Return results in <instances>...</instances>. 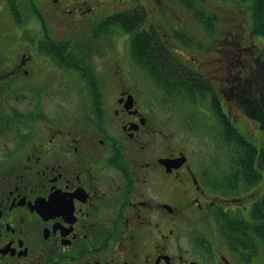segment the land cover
<instances>
[{
	"label": "flooded vegetation",
	"instance_id": "obj_1",
	"mask_svg": "<svg viewBox=\"0 0 264 264\" xmlns=\"http://www.w3.org/2000/svg\"><path fill=\"white\" fill-rule=\"evenodd\" d=\"M24 1L34 12L35 28L24 25L19 0H0V264H208L211 258L198 260L200 250L196 245L185 250L181 237L196 221L209 220L216 227L219 210L242 218L248 192L242 184L233 191L214 189L213 166L171 143L172 134L159 114L162 108L171 114L176 106H206L205 115L213 118L214 87L223 113L242 127L248 108L223 104L221 95L224 88L264 90V49L253 42L248 6L241 0H213L209 13L192 6L184 13L194 31L182 37L184 20L178 17L173 25L169 0ZM133 11L134 17H142L137 33L153 36L196 73H215L210 95L196 104L155 98L143 88L145 73L132 60L129 46H118L119 37H114L109 80H101V88H84L87 114L77 123L62 108L54 115L42 111L40 120L50 124L37 131L25 126L21 113L3 116L10 88L16 87L15 74L25 78L23 68L34 62L29 90L39 91L40 71L56 67L40 48L43 43L61 47L72 42L66 38L69 33L92 36L112 17ZM196 12L213 21L197 22ZM11 14L16 32L10 31ZM238 17L229 30L232 18ZM220 22L227 27L226 37L217 36L213 44ZM51 28L57 38L49 35ZM24 33L34 34L32 41L38 43L25 46L16 39L30 54L11 55L5 43ZM183 47L188 48L177 53ZM214 49L213 62L191 52ZM217 72L223 75L220 80Z\"/></svg>",
	"mask_w": 264,
	"mask_h": 264
},
{
	"label": "trees",
	"instance_id": "obj_2",
	"mask_svg": "<svg viewBox=\"0 0 264 264\" xmlns=\"http://www.w3.org/2000/svg\"><path fill=\"white\" fill-rule=\"evenodd\" d=\"M249 8L252 33L264 37V0H241ZM135 12H124L106 21L92 37L78 43H62L61 47L51 41L44 44L43 51L52 55L55 62L64 69H74L85 79L89 88H99L100 80L93 63L95 55H103L104 48L101 37L110 40L117 36V31L124 33L119 40L126 42L129 46L131 58L150 78L156 88L163 92L171 101L184 100L191 104L204 96L210 95L213 83L202 74L196 73L189 67L183 65L173 53L166 52L163 47L155 41V38L147 33H137L136 28L140 26L142 17H134ZM196 21L211 22L213 18L203 12H196ZM22 23L21 20H19ZM213 30V26L211 27ZM210 31L209 28L206 29ZM14 32V30L12 31ZM113 33H115L113 35ZM114 38V41L116 40ZM102 42V46L101 43ZM214 47V46H213ZM188 48V47H183ZM176 51V50H174ZM251 52V51H250ZM144 54V56H142ZM256 79L250 80L254 85ZM221 100L226 105H237L240 110H248V118L243 124L251 122L254 131L241 130L250 137L260 133L264 134V90L263 88H224ZM217 88L213 87V116L214 124L221 134V142L227 148L224 156L229 159L227 168H224L223 179H213L214 189L235 190L240 184L254 186L258 184L264 173V148H259L248 137L240 131L238 125L233 124L226 117L220 106V99L215 94ZM225 106V105H224ZM226 107V106H225ZM247 107V108H246ZM204 108H206L204 106ZM261 137V136H260ZM259 139V137H258ZM215 173V171L213 170ZM214 178V177H213ZM219 179V178H218ZM222 183V184H221ZM253 191V190H252ZM248 204L252 205L251 220L230 217L218 211L219 230L225 239L233 243H247V247L254 246L256 239L264 241V195L254 199V194L247 193Z\"/></svg>",
	"mask_w": 264,
	"mask_h": 264
},
{
	"label": "rangeland",
	"instance_id": "obj_3",
	"mask_svg": "<svg viewBox=\"0 0 264 264\" xmlns=\"http://www.w3.org/2000/svg\"><path fill=\"white\" fill-rule=\"evenodd\" d=\"M169 9H170V15H171V21H177L179 22L178 17H181L183 21L184 28L180 30L181 33H186L187 30L190 31V34L194 31V25L191 23L190 19H187L185 17L184 10H188L189 7L195 6L200 7L201 5L210 4L207 2H204L205 0H169ZM221 3L225 4L223 0H220ZM20 7L22 9V12L25 16L24 25L35 28L34 23V12L29 7V5L24 0H19ZM213 8V5L211 6ZM209 8V9H211ZM2 10V5L0 4V11ZM12 11V9H10ZM38 13L36 12V16ZM177 17V18H174ZM6 19V15L4 17ZM27 19H30L32 22V25L27 22ZM231 22L233 25H231L229 30H232L233 27L237 24L238 21L241 20V17L234 19ZM10 20V31L12 32L14 27L11 25L13 23V17L12 14L9 15ZM29 24V25H28ZM251 25V22H250ZM221 30H219L218 33H216L215 36H213V41L217 36L226 37L224 34V31H227V27L220 22ZM252 27V26H251ZM228 30V31H229ZM16 32V30H15ZM51 35L55 38L57 32L54 28H51ZM34 35V34H33ZM249 36V35H247ZM86 36H80L76 35L74 36V33H69L66 38L68 40H75L80 41L81 39L85 38ZM222 38L221 41H226ZM16 39H19L21 43H23L25 46H34L36 45L33 43L32 38L28 36L26 33H24L20 38H15L7 42L6 48L9 50L11 55H18L19 53H25L30 54L29 50L26 49V47L21 44L15 42ZM120 39V38H119ZM117 39L118 46H122V40ZM220 41V42H221ZM253 42L264 49V37L256 36L253 38ZM108 44L106 47H104L105 51L103 55H99V57L95 58V66L97 69V73H99V70H102V76H98L102 81H108L110 74V68L112 64V59L109 57L111 43ZM250 48L253 46L251 45L252 42H247ZM172 44H174L172 42ZM225 44V43H224ZM177 47H181V44H176ZM225 48H231L229 45L223 46ZM14 50V51H13ZM217 49H214L213 51L210 50L208 52L202 50L201 53H195L193 50L191 51L193 55L198 57L200 60H203L205 58H209L210 61L213 62V58L216 57L215 53ZM186 51L184 48H179L177 53H181ZM177 56V55H176ZM186 60H189L186 59ZM38 63H40L39 60H37ZM31 64V65H30ZM29 62L25 65L23 68V71H27V76L25 78H20V74H15L17 79L15 80L16 87L10 88V92L8 95V98L6 99L7 106L4 109L3 116L4 117H11V116H17V112L25 115L27 121L25 125L28 127L31 126L34 131H37L43 124L47 127L50 124V121L44 122L40 120L42 118V111L47 112L50 115H54L53 112L55 110H60L61 108L64 111H68L72 115V118L74 119V122L77 123L78 120L87 114V103L89 101L88 96L86 95L87 92L84 88H87L85 84H83V81L81 77L71 71H63L59 69L58 67H47L44 70L40 71V79L39 83L40 86H35L39 91H31L29 90V85L31 79L34 78V70H32V65H34V62ZM213 64V63H212ZM68 73V74H67ZM70 73V74H69ZM203 74L207 75L209 79L213 83V74L208 72L207 69L202 71ZM72 74V75H71ZM217 78L220 80V77L223 75H220V72L216 73ZM99 79V80H100ZM100 80L99 88L102 87V83ZM217 84V80H214ZM105 82V84H107ZM34 83V82H32ZM144 83V82H143ZM40 88H44L41 89ZM49 88L54 89L52 92L49 90ZM143 88H155L151 81L147 82ZM240 88H236V91L238 92ZM89 105V104H88ZM190 108H186L184 106H181L180 109L176 106L174 111L166 110L165 108H162V113L159 114L161 117V122L165 125V127L169 128L170 133L172 134L171 137V143L180 145L179 148L182 150H189V154H193V156L202 158L204 162H207V167L211 168L213 166V170L215 173L213 174L214 179L222 180L224 168H227L229 159H227L224 156L223 150H227V148L223 145L221 142V134L220 131L217 130L216 124H214L215 117H209L206 116V108L203 106L195 107V106H189ZM206 107V106H205ZM183 108L186 112H184ZM157 110V107H156ZM6 113H10L6 114ZM187 113V114H183ZM173 118V119H172ZM180 120L176 121L175 119ZM217 122V121H216ZM74 125V124H73ZM245 127V129L254 131L255 127L251 124V122L242 124V127ZM242 128L244 131H246ZM238 128H241L238 125ZM185 131V132H184ZM244 133V132H243ZM245 134V133H244ZM246 135V134H245ZM247 136V135H246ZM261 136V137H260ZM248 139H250L252 142L257 144L259 148H264V134L260 133L257 134L254 137L247 136ZM259 137V139H258ZM184 144H183V143ZM194 159V158H193ZM205 170V168H204ZM219 178V179H218ZM222 184V183H221ZM252 186H245L244 185V191L249 192L251 194H254V199H259L261 196L264 195V173L261 181L256 185V189H254ZM255 187V186H254ZM253 190V191H252ZM257 191V192H256ZM252 205L248 204L246 207V211L242 214L243 217H245L247 220H250V213H251ZM249 216V218H248ZM194 224V225H193ZM198 229H201V232H199ZM205 233V234H203ZM207 240L210 244V246H213V257L210 261L213 260V263L217 264H243L241 258H238L239 254H242L238 251L237 247L242 246H228V242L223 239V236L220 233L218 225L215 227L214 225L210 224V221L201 220L196 221L191 224L188 228L187 234L183 235V238L181 237L180 243L183 246L185 250H188L189 248H192L194 245L197 246V248L202 253H208L210 255L211 249L203 247V242ZM201 245V247H200ZM258 247L256 249H253L252 252L250 250L247 251L246 248H242L243 251H247L249 254H254L255 256L252 257V260L249 262V264H264V241H259L257 243ZM237 249V250H236ZM193 250V249H192ZM236 251V252H235ZM199 253V256L202 257L205 254ZM222 256H224L227 260L223 259ZM229 260V261H228Z\"/></svg>",
	"mask_w": 264,
	"mask_h": 264
}]
</instances>
